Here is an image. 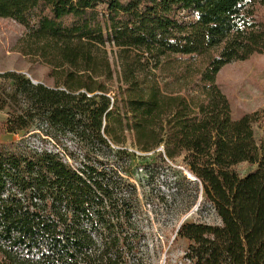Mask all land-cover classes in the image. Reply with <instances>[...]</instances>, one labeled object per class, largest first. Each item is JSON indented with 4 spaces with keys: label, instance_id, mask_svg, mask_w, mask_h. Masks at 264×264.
<instances>
[{
    "label": "trees",
    "instance_id": "obj_1",
    "mask_svg": "<svg viewBox=\"0 0 264 264\" xmlns=\"http://www.w3.org/2000/svg\"><path fill=\"white\" fill-rule=\"evenodd\" d=\"M262 10L264 0H0V18L24 27L19 52L53 82L0 72V134L21 133L0 142V264H149L125 177L135 158L178 161L218 217L179 226L190 264H264L259 112L233 119L215 80L264 51Z\"/></svg>",
    "mask_w": 264,
    "mask_h": 264
},
{
    "label": "rangeland",
    "instance_id": "obj_2",
    "mask_svg": "<svg viewBox=\"0 0 264 264\" xmlns=\"http://www.w3.org/2000/svg\"><path fill=\"white\" fill-rule=\"evenodd\" d=\"M261 14L264 17V10ZM23 32V25L17 21L0 18V72L15 70L33 81L52 85L48 67L40 61H30L19 52L18 41ZM215 80L229 101L233 119L259 112L254 134L257 139L264 138V51L225 64ZM113 84L118 85L117 76ZM5 118L6 111L0 110V128ZM20 138L21 133L0 134V142ZM62 142L73 145L71 140ZM251 168L244 162L237 166L241 174ZM189 174L178 161L135 158L125 175L135 186L142 240L146 244L144 252L149 264H190L185 258L189 242L178 235L179 226L184 222L219 223L213 209L204 202L200 185Z\"/></svg>",
    "mask_w": 264,
    "mask_h": 264
},
{
    "label": "water",
    "instance_id": "obj_3",
    "mask_svg": "<svg viewBox=\"0 0 264 264\" xmlns=\"http://www.w3.org/2000/svg\"><path fill=\"white\" fill-rule=\"evenodd\" d=\"M32 82H33V83H37V81H33V80H32ZM189 175H190V178H191L192 180H195V179H196L195 176H193L192 174H189Z\"/></svg>",
    "mask_w": 264,
    "mask_h": 264
}]
</instances>
